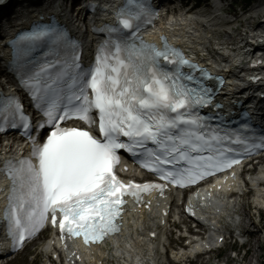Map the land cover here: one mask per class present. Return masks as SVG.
Masks as SVG:
<instances>
[{
	"label": "bare ground",
	"instance_id": "bare-ground-1",
	"mask_svg": "<svg viewBox=\"0 0 264 264\" xmlns=\"http://www.w3.org/2000/svg\"><path fill=\"white\" fill-rule=\"evenodd\" d=\"M261 12V10H259ZM259 11L251 12L249 15V18H252L255 14H258ZM188 17L189 20L186 19ZM184 19L190 24L191 26L199 24H203L204 22L209 23L210 18L204 17L203 14H200L198 12H194L191 14H188ZM238 18V17H237ZM179 21H183V18H177ZM235 22V21H234ZM232 22V23H234ZM231 23H227L224 28H221V25H215L214 27L211 26L209 31L202 32L199 31L196 33V35H188L189 40L191 39V45L195 49H200V51H203V49L207 46L206 44L211 41L212 36L214 33L217 32H223L225 34H228L229 31H231L230 25ZM194 27V26H193ZM195 28V27H194ZM218 30V31H216ZM229 43L223 42L221 49L218 52L219 56H225L227 53L232 52L235 49L230 48L228 45ZM205 48V49H206ZM214 50L219 49V47H211ZM243 57L240 56L238 59H242ZM243 203V206L241 204L240 210H243V208L248 205V203ZM241 214L246 218L247 220H251L252 213L248 211H241ZM240 215V214H239ZM262 216V215H261ZM147 225H152V219L150 221H145V223H141V226H147ZM127 230L121 235V239L119 240H114L105 245L104 248H95V254L97 255V260L102 261L103 264H139V261L145 262V264H149L151 261L154 262L155 260L152 258L153 252H152V245L149 243L145 238H138L136 235H133V228L137 226V224H133L132 220L131 223L128 225L126 223ZM245 228L247 233L252 232L247 228L246 225L242 226ZM254 233V232H253ZM250 250L251 254H254L255 246L251 244L250 242ZM23 253V252H22ZM25 253V252H24ZM21 254V253H20ZM137 257V260L133 261L130 258H135ZM129 260V262L127 261ZM229 258L226 260V264L229 263ZM238 260H240V257H238ZM127 263H126V262ZM238 262V261H237ZM201 264H206V262L202 261ZM245 264H251L247 259L245 260Z\"/></svg>",
	"mask_w": 264,
	"mask_h": 264
},
{
	"label": "rangeland",
	"instance_id": "rangeland-1",
	"mask_svg": "<svg viewBox=\"0 0 264 264\" xmlns=\"http://www.w3.org/2000/svg\"><path fill=\"white\" fill-rule=\"evenodd\" d=\"M243 0H236V4H241ZM237 5V6H238ZM239 8V7H236ZM243 206V203H242ZM244 209V208H243ZM252 218V217H251ZM249 227V223L246 222L245 225ZM251 229V227H249ZM262 228V229H261ZM257 230V235H263L262 231L264 230V221L259 225L258 227L255 228ZM32 248H28V250L25 252V254H21L18 257H16L13 261H11L9 264H36L35 262H32V260L35 259L33 251L31 250ZM263 257L262 260L264 261V251L262 252ZM224 255V253L222 254ZM229 255V254H227ZM248 261V260H247ZM254 262V261H253ZM231 264H234V262H231ZM255 264V262H254Z\"/></svg>",
	"mask_w": 264,
	"mask_h": 264
}]
</instances>
